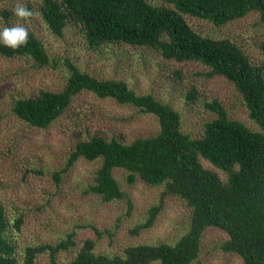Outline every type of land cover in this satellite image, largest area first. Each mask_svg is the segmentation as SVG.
<instances>
[{"label":"trees","instance_id":"16d2710c","mask_svg":"<svg viewBox=\"0 0 264 264\" xmlns=\"http://www.w3.org/2000/svg\"><path fill=\"white\" fill-rule=\"evenodd\" d=\"M155 2V4L150 3ZM250 12L264 22V0H43L41 17L56 36L70 24L77 26L89 47L145 48L164 60L196 62L207 76H221L241 95L248 118L257 130L227 117L217 100L206 104L216 117L204 124L199 138L181 130L179 113L151 94L139 95L123 80L100 79L68 64L69 76L59 92L40 91L34 97L16 99L12 113L30 127L47 129L81 93L110 99L157 118L155 136L122 143L99 135L87 136L69 151L64 166L54 171L57 182L80 159L97 161L93 183L86 193L105 202L123 197L115 170H123L130 184L140 179L161 188L162 200L177 197L190 209L188 228L173 244H137L119 255L96 254V239H84L67 264H193L197 261L203 233L215 228L226 235L224 253L242 264H264V65L253 64L243 50L227 39L201 36L185 17L215 26L243 18ZM264 49V45H263ZM28 57L40 67L49 64L42 42L29 33L26 45L13 50L0 43V58ZM206 162L214 170L202 164ZM59 185V184H57ZM149 210L148 220L131 233L148 229L160 211ZM21 220L16 219L18 229ZM101 237L95 228H92ZM8 224L0 202V264H34L46 254L56 264L60 252L76 244L73 234L55 244L17 248L7 234Z\"/></svg>","mask_w":264,"mask_h":264},{"label":"rangeland","instance_id":"374dc122","mask_svg":"<svg viewBox=\"0 0 264 264\" xmlns=\"http://www.w3.org/2000/svg\"><path fill=\"white\" fill-rule=\"evenodd\" d=\"M17 3L25 4L34 16L18 20L12 11ZM42 7L43 0H0V31L23 24L42 42L49 57L44 67L28 57L0 58V202L6 212L7 234L18 254L28 246L55 244L68 234H73L76 245L60 252L56 264H67L88 238L96 239V254L108 256L119 255L131 245L175 243L187 230L190 218V209L181 199L171 196L162 200L161 188L140 179L130 184L123 170L113 173L122 198L105 202L87 194L97 161L78 160L57 183L52 174L64 166L69 151L87 136L99 135L122 143L155 136L159 131L156 117L83 92L53 125L38 129L19 121L12 113L13 104L16 99L34 97L40 91H61L69 76L68 64H72L96 78L123 80L136 94L153 95L179 113L184 133L199 138L204 124L216 117L206 108L214 100L228 118L258 129L248 118L241 95L223 77L207 76L208 69L196 62L167 61L145 48L92 49L79 27L70 24L62 36H56L42 20ZM185 19L201 36L230 40L253 64L264 65V22L258 13L250 12L222 26L193 17ZM202 164L214 170L206 162ZM155 206L161 209L153 225L138 235L132 234V228L144 224ZM16 219L21 220L18 229ZM92 228L101 237L97 238ZM225 239L222 231L207 229L193 264H242L235 255L221 250ZM34 264H50L48 255H39Z\"/></svg>","mask_w":264,"mask_h":264},{"label":"clouds","instance_id":"9594fccd","mask_svg":"<svg viewBox=\"0 0 264 264\" xmlns=\"http://www.w3.org/2000/svg\"><path fill=\"white\" fill-rule=\"evenodd\" d=\"M12 11L18 20L27 21L34 16V12L22 3H17ZM28 37V29L21 23H16L11 27H4L0 31V43L13 50L26 45Z\"/></svg>","mask_w":264,"mask_h":264}]
</instances>
